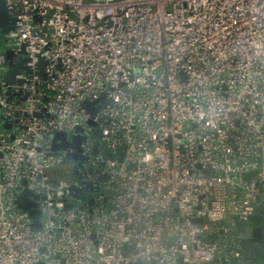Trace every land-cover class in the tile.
Listing matches in <instances>:
<instances>
[{
  "label": "built area",
  "instance_id": "built-area-1",
  "mask_svg": "<svg viewBox=\"0 0 264 264\" xmlns=\"http://www.w3.org/2000/svg\"><path fill=\"white\" fill-rule=\"evenodd\" d=\"M3 3L0 264H243L237 223L264 200V0ZM78 127L77 173L49 170L54 133Z\"/></svg>",
  "mask_w": 264,
  "mask_h": 264
},
{
  "label": "water",
  "instance_id": "water-1",
  "mask_svg": "<svg viewBox=\"0 0 264 264\" xmlns=\"http://www.w3.org/2000/svg\"><path fill=\"white\" fill-rule=\"evenodd\" d=\"M14 27V18L10 17L4 7L3 0H0V34H3L7 32L8 30L12 29ZM1 42V39H0ZM6 57L9 61V70H8V77L9 80L12 79L11 75L15 73L14 68L12 67V54L10 50L5 51ZM99 100L103 99V96H100L98 98ZM97 100H93L91 98L85 100L83 102L84 108L91 114V116L94 115L96 108L92 107L91 104L95 103ZM91 125H94L92 120L89 121ZM81 131V128H76L75 132L76 134H72L69 139H66V135L61 134L60 140L61 143H58L56 141V138L53 136V150L56 154L62 156L61 163H67L71 162L73 165V172L77 173V169L75 168L76 164L80 161H83L84 158L80 155V143L85 141V137L83 135H80L79 132ZM63 133V132H61ZM99 137V131L94 130L92 133V137ZM62 142L66 144V149L63 148V150H58V145L62 146ZM96 145L97 141H93V152H96ZM125 149V145H122L120 147L119 153V161L123 157V151ZM73 150V151H70ZM81 163V162H80ZM100 180H105L106 177L101 176L99 177ZM23 185H26V181H22ZM93 184L83 185L81 183L80 187L74 188L71 191V194L77 199V200H84L86 192H92L94 189ZM36 196L34 193L25 188L23 189L16 198V204L17 207H19L22 211L27 212L28 216L32 219L31 228L34 231H39L42 228V222L41 220L45 218L46 212H42L37 217V204L33 198ZM73 207V204H65L63 205V208L65 210H70ZM55 210V208H54ZM193 221H200V219L193 218ZM209 222V220H206ZM238 231L241 234V243L243 247V256L246 257H252V260H256L257 257L261 254L262 249L264 247V200H260L259 198L257 201L252 204V214L244 221L237 223ZM252 255V256H250ZM251 261V260H250Z\"/></svg>",
  "mask_w": 264,
  "mask_h": 264
},
{
  "label": "rangeland",
  "instance_id": "rangeland-1",
  "mask_svg": "<svg viewBox=\"0 0 264 264\" xmlns=\"http://www.w3.org/2000/svg\"><path fill=\"white\" fill-rule=\"evenodd\" d=\"M2 48H4V46H3ZM61 132H63V133H61ZM61 134L66 135V139H69L70 136H71V134L68 133V132H66V131H56V132L54 133V137L56 138V141H57L58 143H61V140H60V135H61ZM63 148L66 149L67 147H66V144L62 142V146H61V145H58L57 149H58V150H63ZM69 168H70V166H69L68 164H60V165H57V166H55V167L50 168L49 170H51V171H57V172L59 173V175H64L65 170H66V169H69ZM69 179H71L70 176H69ZM87 199H88L89 205H92V204H93V196H92L91 193L88 194ZM84 201H85V200H80V201H78L76 204H77V205H80V206H83L82 203H84ZM81 204H82V205H81ZM244 259H245V258H244ZM246 262H247V261H246ZM260 262L264 263V259L257 258V259L255 260V262H253V264H259ZM230 264H234V262H231Z\"/></svg>",
  "mask_w": 264,
  "mask_h": 264
},
{
  "label": "crops",
  "instance_id": "crops-1",
  "mask_svg": "<svg viewBox=\"0 0 264 264\" xmlns=\"http://www.w3.org/2000/svg\"><path fill=\"white\" fill-rule=\"evenodd\" d=\"M250 256H252V255H250ZM244 258H245V259H244ZM257 258L264 259V247H263V249H262L261 254H260ZM250 260H251V261H250ZM246 261H247V262H246ZM253 262H255V260H254V259L252 260V257L250 258V257L243 256V264H253ZM260 263H262V262H260ZM260 263H259V264H260Z\"/></svg>",
  "mask_w": 264,
  "mask_h": 264
},
{
  "label": "flooded vegetation",
  "instance_id": "flooded-vegetation-1",
  "mask_svg": "<svg viewBox=\"0 0 264 264\" xmlns=\"http://www.w3.org/2000/svg\"><path fill=\"white\" fill-rule=\"evenodd\" d=\"M67 163H69V162H67ZM67 163H66V164H67Z\"/></svg>",
  "mask_w": 264,
  "mask_h": 264
}]
</instances>
